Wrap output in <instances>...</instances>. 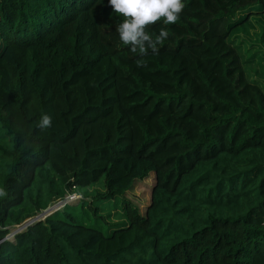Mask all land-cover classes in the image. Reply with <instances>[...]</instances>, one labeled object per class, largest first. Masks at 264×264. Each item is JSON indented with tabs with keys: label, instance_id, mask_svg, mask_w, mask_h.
Wrapping results in <instances>:
<instances>
[{
	"label": "trees",
	"instance_id": "obj_1",
	"mask_svg": "<svg viewBox=\"0 0 264 264\" xmlns=\"http://www.w3.org/2000/svg\"><path fill=\"white\" fill-rule=\"evenodd\" d=\"M183 2L141 56L108 0H0V264H264V0Z\"/></svg>",
	"mask_w": 264,
	"mask_h": 264
},
{
	"label": "clouds",
	"instance_id": "obj_2",
	"mask_svg": "<svg viewBox=\"0 0 264 264\" xmlns=\"http://www.w3.org/2000/svg\"><path fill=\"white\" fill-rule=\"evenodd\" d=\"M108 4L117 16L122 17L116 27L120 42L141 56H146L149 49L158 53V45H162L169 35L167 30L161 29L153 38L146 29L161 21L164 25L176 23L185 7L183 0H108ZM137 66H144V61L137 60ZM50 125L48 115L39 121L41 128Z\"/></svg>",
	"mask_w": 264,
	"mask_h": 264
},
{
	"label": "rangeland",
	"instance_id": "obj_3",
	"mask_svg": "<svg viewBox=\"0 0 264 264\" xmlns=\"http://www.w3.org/2000/svg\"><path fill=\"white\" fill-rule=\"evenodd\" d=\"M256 16H252V26L250 27L251 33H249V35L247 33H245L244 29L237 31V35L239 38L238 40V46L241 47V51L243 52L244 48L248 49V45L251 44L252 42H259V44L256 45L257 49L256 51H260L262 54V58L259 61L257 59L255 65L254 64H249L250 68H248V75L250 78L252 79H256L257 81H261L260 83L262 84V87H264V40H259L260 35L259 32L261 30V26L256 27L255 24L259 23L258 20H256ZM234 36V38L236 37ZM246 51V50H245ZM246 53L249 55L250 52L246 51ZM153 179L152 176L144 179L142 181H139L136 183V185L131 189L128 190V194L126 195L132 202H134L136 205H139V207L141 208V211L144 210L145 204L149 201L150 198V185L152 184ZM98 185L96 184L94 187V189H96ZM90 198V197H89ZM88 198V199H89ZM79 194L76 193H72L69 194L66 197V200H56L55 202H53L49 208L50 210L55 209V208H62L64 203L65 204H75L76 202L74 201H79ZM118 214H116L114 212V210L108 209V210H104L103 213H101L102 215L105 214H109V216H105L104 220H101L99 222L95 221L94 218L92 217V212L90 211H86L83 213V215H85L89 220V222L91 224H97L101 227H103L104 229L107 228L108 224H114L118 221H121L123 218L120 217L119 212L121 211H117ZM47 212H45L44 214H42L40 217L43 219L46 215ZM40 214V213H39ZM10 237V236H8Z\"/></svg>",
	"mask_w": 264,
	"mask_h": 264
},
{
	"label": "water",
	"instance_id": "obj_4",
	"mask_svg": "<svg viewBox=\"0 0 264 264\" xmlns=\"http://www.w3.org/2000/svg\"><path fill=\"white\" fill-rule=\"evenodd\" d=\"M48 209H49V207H47V208L44 209L42 212H40V214H38L36 217H34V218H29V219H27L26 221L22 222V223L18 226V229L15 230L13 233L22 230V229L25 228L28 224H30L32 221H34V220H36V219H37V220L42 219L40 216H41L42 214H44ZM49 213H50V212H48V214H49ZM13 233L8 234L6 237H8V236H12Z\"/></svg>",
	"mask_w": 264,
	"mask_h": 264
},
{
	"label": "built area",
	"instance_id": "obj_5",
	"mask_svg": "<svg viewBox=\"0 0 264 264\" xmlns=\"http://www.w3.org/2000/svg\"><path fill=\"white\" fill-rule=\"evenodd\" d=\"M70 194H72V193H70ZM76 194H77V193H76ZM68 195H69V194H68ZM68 195H67V196H68ZM67 196H66V197H67ZM66 197H65V199H63V200H66ZM59 201H60V200H59ZM66 202H67V201H66ZM66 202H65V203H66ZM65 203H64V204H65ZM49 206H50V205H49ZM49 206H48V207H49ZM57 209H59V207H58V208H55V209H52V210H50V208H49V209L46 211L47 213H46L45 215H47L48 212L51 213V212H53L54 210H57Z\"/></svg>",
	"mask_w": 264,
	"mask_h": 264
}]
</instances>
